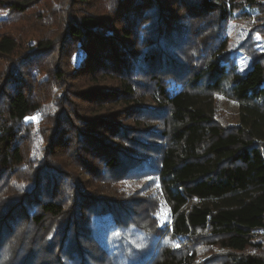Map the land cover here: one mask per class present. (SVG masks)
Wrapping results in <instances>:
<instances>
[{"label": "trees", "instance_id": "trees-1", "mask_svg": "<svg viewBox=\"0 0 264 264\" xmlns=\"http://www.w3.org/2000/svg\"><path fill=\"white\" fill-rule=\"evenodd\" d=\"M1 1L24 15L38 0ZM244 3L259 2L61 0L41 17L60 18V32L36 49L0 33V264H90L95 243L105 264H197L210 243L227 250L221 264H264V54L240 71L237 52L251 47H234L229 28L248 25ZM69 43L73 70L61 63ZM48 50L63 88L55 83L58 108L41 113L14 77L19 61ZM219 94L237 102V122L218 120ZM161 108L158 135L143 114ZM38 112L44 145L31 165L26 118ZM145 175L155 192L127 189ZM131 223L150 235L142 249L120 231ZM168 239L178 248H151Z\"/></svg>", "mask_w": 264, "mask_h": 264}, {"label": "rangeland", "instance_id": "rangeland-1", "mask_svg": "<svg viewBox=\"0 0 264 264\" xmlns=\"http://www.w3.org/2000/svg\"><path fill=\"white\" fill-rule=\"evenodd\" d=\"M60 1L61 0H38L37 2L31 4L30 8L28 9V12L24 15H21L20 13H17L14 10L7 9L6 7L1 5L2 3H0V16L4 17L2 19V22L0 23V33L12 32L15 36H17L18 41H20L24 47H29L32 50L36 49V47L38 46L36 40L43 37H47L48 39L52 40L60 32V21H58V19L60 18L57 19L56 17H52L49 20L48 18L44 19L43 17V19H41V17L45 14L47 17H49V9L52 8V5L54 3L58 4V2ZM256 1H258L259 3H244L241 9L242 15L246 16V19L249 20V23H247L248 25L244 24V26H242L239 23L235 24L234 21L229 24L230 29L237 30L235 32H237L236 39L238 38V40H236V43H234V47H243L244 49H248V46L251 47V52H246L245 50H240V52H237V68L242 72L246 71L254 57L264 54V30L261 27L262 25H264V0ZM0 2L2 1L0 0ZM47 4L49 5V7H46ZM257 21L262 23L260 27L256 26ZM70 44L71 43H69L65 47V51H63L64 59L61 61V63L63 65L65 64V68L69 67L70 70H73L76 69V66L78 65L79 61L77 57L72 58V48L70 47ZM33 45L34 47H32ZM168 53H173L174 57H178L180 60L184 59V57L179 56L180 53H174L172 49H170ZM29 59L30 61L25 63H22L21 61L18 62V65H16V77L14 78L17 81H22L21 87L25 88L26 93L28 94L32 102L37 105L39 104L37 108L40 109L39 111L41 113L43 109L45 111L48 110L49 112L52 109L58 108L57 103L55 99H53L52 94H54V90L57 88V86H55V83L59 86L60 90L63 88V85L59 84L51 75L54 67L56 66L55 63L57 61L60 63L58 50H48L43 55L41 54L39 56ZM7 65V60L0 57V72L7 69ZM74 77L76 76H73L72 78ZM15 79L12 80V82H17ZM24 83H27V86ZM77 85H79L78 82L76 83V86ZM216 99L218 108V120L225 125L237 122V102L224 94H219ZM148 102L152 104L151 99L147 100V103ZM2 107L3 106L1 105L0 108ZM161 110H163L165 114L162 111L160 112L159 110L155 112L152 111L151 113L149 112L147 113V115L145 113L143 114L145 115L144 118L147 119L148 124L152 126V130H154V132H157L158 135H160L161 131L164 130L165 123L168 122L167 112L164 110V108H161ZM40 112L33 114L31 117L37 115L39 116ZM40 119L41 114L38 120H32V122H34L33 125L35 126V128L31 130L28 136L29 141L28 146L26 148V153L29 154V156L31 152L36 153L35 151H38V143L41 147L44 145L43 135L41 133L43 123H40ZM26 120L31 121L28 119ZM123 122L126 121L123 120ZM44 124H46L44 128L47 129V126L53 125V119H51V121L50 119H46ZM158 135L149 137L148 139L150 141L158 140ZM64 155L68 156L66 159L69 158V154ZM28 161L31 165L33 164V162H35L32 156L29 157ZM82 176L84 178V174H82ZM124 181L126 182V187L128 190H138L141 193L143 191H146L143 192L144 194H150L151 192H155V189L152 187L153 179L150 175L134 176ZM1 190L2 186H0V192ZM143 193L141 195H143ZM256 234L258 235L257 240H263L264 242V229L256 230ZM131 236L133 238H137L140 241L141 239L145 240V246L149 243L150 240V235H148L147 239V235H145L144 233L142 237L136 234ZM176 244L177 241H175V239H168L166 244H157L156 246L151 248L159 250L166 249L165 247L172 246L173 248H178ZM214 244L210 243L206 246H201L197 249V264H221L219 262V258L221 257L222 253L225 252L226 254L227 250H223L217 244ZM93 248L95 251L94 257L97 258L99 261L94 262L91 258V260H89L90 264H105L107 262V259L106 257H103L105 251L102 246L95 243V246ZM259 252L264 255V247Z\"/></svg>", "mask_w": 264, "mask_h": 264}, {"label": "clouds", "instance_id": "clouds-1", "mask_svg": "<svg viewBox=\"0 0 264 264\" xmlns=\"http://www.w3.org/2000/svg\"><path fill=\"white\" fill-rule=\"evenodd\" d=\"M121 232H128L129 234H133V233H136V235L138 236H143V233L142 232H138L137 230V225L135 223H131L127 226V228L125 229H120ZM146 244V241L141 239V242L140 243H137L135 246L137 248H142L144 247ZM125 251L128 253V255H131L132 254V249L131 248H126Z\"/></svg>", "mask_w": 264, "mask_h": 264}, {"label": "snow or ice", "instance_id": "snow-or-ice-1", "mask_svg": "<svg viewBox=\"0 0 264 264\" xmlns=\"http://www.w3.org/2000/svg\"><path fill=\"white\" fill-rule=\"evenodd\" d=\"M26 119H28V120H38L39 119V116L37 115V116H33V117H28ZM157 215L166 218V212L157 213Z\"/></svg>", "mask_w": 264, "mask_h": 264}]
</instances>
